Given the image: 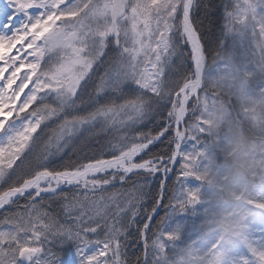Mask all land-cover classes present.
<instances>
[{
    "label": "snow or ice",
    "instance_id": "snow-or-ice-1",
    "mask_svg": "<svg viewBox=\"0 0 264 264\" xmlns=\"http://www.w3.org/2000/svg\"><path fill=\"white\" fill-rule=\"evenodd\" d=\"M0 264H264V0H0Z\"/></svg>",
    "mask_w": 264,
    "mask_h": 264
},
{
    "label": "rangeland",
    "instance_id": "rangeland-1",
    "mask_svg": "<svg viewBox=\"0 0 264 264\" xmlns=\"http://www.w3.org/2000/svg\"><path fill=\"white\" fill-rule=\"evenodd\" d=\"M235 179H237V178H236V177H233V180H235ZM213 198L216 199L218 202H219L220 199H221L218 195L214 196Z\"/></svg>",
    "mask_w": 264,
    "mask_h": 264
}]
</instances>
